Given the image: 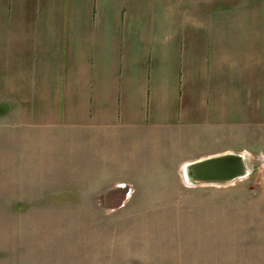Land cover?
I'll return each instance as SVG.
<instances>
[{
    "label": "crops",
    "instance_id": "1",
    "mask_svg": "<svg viewBox=\"0 0 264 264\" xmlns=\"http://www.w3.org/2000/svg\"><path fill=\"white\" fill-rule=\"evenodd\" d=\"M263 145L264 0H0L6 241L92 231L97 264L88 216L124 208L126 263L178 264V153Z\"/></svg>",
    "mask_w": 264,
    "mask_h": 264
},
{
    "label": "rangeland",
    "instance_id": "2",
    "mask_svg": "<svg viewBox=\"0 0 264 264\" xmlns=\"http://www.w3.org/2000/svg\"><path fill=\"white\" fill-rule=\"evenodd\" d=\"M204 153H178V264H241L245 258L264 256V149L247 153L252 173L246 179L226 186H188L179 162ZM124 205L125 200L121 207ZM63 217L75 220V216ZM163 219L157 215L145 218L166 224ZM88 220L107 225L102 230L101 245L95 247L100 258L97 264H127V223L141 221L143 216H128L121 208L117 214L88 216ZM238 228L243 230H233ZM93 233L55 226L45 232L48 243H25L21 239L16 244L0 237V264H91L87 260H93L94 248L79 242L90 240ZM252 233L257 234L255 238ZM8 254L17 257L9 258Z\"/></svg>",
    "mask_w": 264,
    "mask_h": 264
},
{
    "label": "water",
    "instance_id": "3",
    "mask_svg": "<svg viewBox=\"0 0 264 264\" xmlns=\"http://www.w3.org/2000/svg\"><path fill=\"white\" fill-rule=\"evenodd\" d=\"M252 173L247 153H225L185 164L182 168L188 186H226L246 179Z\"/></svg>",
    "mask_w": 264,
    "mask_h": 264
}]
</instances>
